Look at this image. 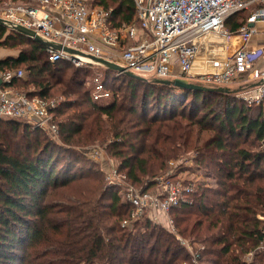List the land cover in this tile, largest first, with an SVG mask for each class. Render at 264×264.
Wrapping results in <instances>:
<instances>
[{
	"label": "trees",
	"instance_id": "16d2710c",
	"mask_svg": "<svg viewBox=\"0 0 264 264\" xmlns=\"http://www.w3.org/2000/svg\"><path fill=\"white\" fill-rule=\"evenodd\" d=\"M94 5L113 10L114 27L137 22L134 0H94ZM248 14H233L227 21L230 29H238ZM2 47L20 53L0 59V76L26 70V76L2 86H26L46 99L64 96L54 109L64 142L105 143L132 182L155 176L168 160L195 149L196 161L217 171V184H195L191 202L172 209L175 225L182 235L205 245L200 264H244L242 254L264 238V221L258 218L264 211L263 104L251 110L233 91L116 76L111 68L103 77L111 95L102 102L92 94L91 68L68 72V61H51L45 43L6 23H0ZM3 125L22 127L26 141L14 149L4 143L6 136L0 141V264H180L179 259L189 258L162 217L155 219L147 211L122 226L133 204L116 185L91 176L94 167L81 163V152L69 150L67 158L40 127L26 120L2 119ZM204 131L211 134L198 144ZM76 179H84L78 183L79 198L57 210L49 197ZM146 185L148 190L156 182L149 179ZM251 264H264V251H257Z\"/></svg>",
	"mask_w": 264,
	"mask_h": 264
},
{
	"label": "built area",
	"instance_id": "2783aa9c",
	"mask_svg": "<svg viewBox=\"0 0 264 264\" xmlns=\"http://www.w3.org/2000/svg\"><path fill=\"white\" fill-rule=\"evenodd\" d=\"M134 2L137 22L119 27L113 26L112 9H91L83 0H37L36 3L9 0L0 16L11 27H28L57 44L46 45L51 61L68 60L77 66L101 64L90 57L91 54L121 64L125 69L118 71L119 74L133 71L155 78L179 76L217 85L241 77L248 80L254 70L252 79L263 81L253 85L245 98L249 106L263 104L264 115V69L255 68L256 62L264 57V44L254 48L247 46L261 31L259 23L264 24V0ZM240 11H249L246 21L236 30L228 29V19ZM210 34H217L219 39L206 38ZM221 42L223 44L218 46ZM67 46L81 53L70 52L65 48ZM107 54L118 58L111 59ZM197 62H200L199 71L195 70ZM214 64L221 66L220 70H201ZM23 75L24 71L19 69L6 71L0 77L7 83ZM92 94L99 101L111 95L100 74L93 78ZM57 106L39 94L18 91L8 85L0 88V120H26L47 134L58 136L59 124L53 115ZM194 190V183L179 181L163 182L154 192L128 189L125 197L133 208L131 217L125 218L122 226L131 225L149 211L155 219L165 216L166 224L175 231L171 211L191 202L190 195ZM258 218L264 221V211L258 213ZM193 245V262L198 264L200 252L205 247L196 241ZM257 251H264V238L255 249L246 253L244 264H251Z\"/></svg>",
	"mask_w": 264,
	"mask_h": 264
},
{
	"label": "rangeland",
	"instance_id": "374dc122",
	"mask_svg": "<svg viewBox=\"0 0 264 264\" xmlns=\"http://www.w3.org/2000/svg\"><path fill=\"white\" fill-rule=\"evenodd\" d=\"M18 1L20 3H28V2H32V3H36L37 0H15ZM86 5H88V7H90L91 9H98L101 8V6L98 5H94V0H83ZM6 2H9V0H0V12L2 10V8L5 6ZM246 14H242L240 16V19L245 18ZM228 29H230V27L226 26ZM206 38H211L213 40V38H218L217 34H210L208 37ZM256 39V38H255ZM253 39L252 41H250L251 43H257V44H264V39L261 40H255ZM223 43L221 42V44H219L218 46L222 45ZM215 46V45H214ZM250 47H252L251 44H249ZM217 47V46H216ZM256 47V46H255ZM210 48V47H209ZM6 49L8 50H19L18 48H11V47H6ZM108 57H113V58H118V56L114 55V56H110L107 54ZM112 59V58H111ZM68 61V60H66ZM69 65H70V69H68V72H72V70H74L77 67H88L91 68L93 71L91 73H93V76L95 77L96 75H101L102 78L107 75L108 72V66H106L105 64H92L91 66L89 65H84V66H77L75 65L73 62L68 61ZM200 62H197V66L199 65ZM195 66V67H197ZM199 67V66H198ZM23 68V67H22ZM24 69V68H23ZM70 72V73H71ZM254 72V70L251 71V74ZM111 75H116V76H121L122 74L118 73V70H113L110 72ZM24 75L26 76V70L24 71ZM149 77H151L149 75ZM91 78V77H88ZM196 80V79H193ZM255 81V80H253ZM251 82L250 80L245 79L244 77L241 78H237L235 79L233 82L228 83V84H219L217 85L218 87H227L229 88L231 91H233L236 96H238L241 100H243L244 102L247 103L245 96L250 94L251 92H249L251 90L250 85L254 82ZM92 84H93V78L91 79ZM196 82V81H195ZM250 84V85H249ZM28 87L26 86H20V88L18 87L17 90L18 91H27ZM31 89V88H30ZM122 93V91L120 90V94ZM64 96L60 95V94H55L54 96H51L48 99L49 102L52 103H56L57 105L61 104L62 101L64 100ZM106 100H102V102H105ZM253 107H251V110L254 109L255 105H252ZM54 110V109H53ZM54 115V120H55V113H53ZM56 121V120H55ZM57 122V121H56ZM23 128L20 127L18 129H11L10 127H1L0 128V141H4V136H6L7 141H4V143L6 142L7 144L9 143L10 147L12 149L17 148L19 145L24 144L26 139L24 138L25 136L23 135ZM45 132V131H44ZM46 133V132H45ZM47 134V133H46ZM211 134V132L209 131H204L203 133H201L199 140L196 141L195 140V135L194 134V138L192 139L193 142L196 141L198 144L201 143L203 140H205L207 137H209V135ZM49 139H52L54 142V145L56 148V150L62 151L64 154L67 155V158L71 155V152H68L69 150L74 151L77 150L79 152H81L83 154V156L85 158H83L84 161H82L81 163L84 164L87 167H94V170L92 172L93 177H98L103 179L104 181H106V183L108 185H116L117 190L119 191L120 194H123V198H125V200H128L125 197V192L128 189H133L134 191H147L145 188L148 187V185L145 186V184H147V182L149 181V179H153L156 182L155 186H151L150 189H148V192H154L156 189H159L161 184H163V182H183V183H189L192 182L194 184H198V185H207V186H211V187H215L217 184V180L218 177H216L217 171H215L214 167H207L205 165H202L200 163H198L195 159V156L197 154V152L195 151V149H193L192 147L188 148L186 151H183L177 158H173L170 159L166 162L165 166L159 170L157 172V174L155 176H143V180L140 183H134L129 179V176L126 172V169H121L119 167V163L120 160L111 156L110 153L108 152V148L106 146L105 143H102L101 141H96L95 143H82V144H72V143H66L64 142L62 136L59 135L58 136H53L50 134H47ZM195 142V143H196ZM251 142V139H250ZM196 143V144H197ZM247 147H251L247 144ZM255 148H262L260 145H258ZM218 176V175H217ZM84 179H76L74 182L76 184L74 185H68L66 187H60L56 190L53 191V193L51 194V196L49 197L50 201H53L55 204L58 205V209L57 210H62V208H68V206H71V204L76 201L81 193V185H79L78 183H82L81 181ZM145 187H144V186ZM73 206V205H72ZM149 213V211H148ZM154 214V213H152ZM172 214V211H171ZM162 215V214H161ZM57 216H59V218L61 219L63 217V214H58ZM142 217V216H141ZM163 217V216H161ZM164 221L167 222V219L165 218V216L163 217ZM176 230H172L173 232L172 234L177 238L179 244H181L182 246H184L188 252V256L189 258H187V260L185 258L183 259H179V263L180 264H194L193 259H194V255L193 252L195 250V246L193 245V240H190L189 238H187L186 236L182 235L177 226ZM171 228V227H170ZM185 241V242H183ZM205 247V245H204ZM246 257V254H242V260L244 262V259ZM200 258V257H199ZM200 264V259H198Z\"/></svg>",
	"mask_w": 264,
	"mask_h": 264
},
{
	"label": "water",
	"instance_id": "95a60500",
	"mask_svg": "<svg viewBox=\"0 0 264 264\" xmlns=\"http://www.w3.org/2000/svg\"><path fill=\"white\" fill-rule=\"evenodd\" d=\"M0 23H5L4 19L0 16ZM17 30L37 39L38 41L40 42H43L45 43L46 45H57L55 43H52L50 41H47L45 40L41 35H39L35 30L33 29H30L28 27H25V26H22V25H17L15 27ZM68 51L70 52H75V53H81V51L75 49V48H72V47H65ZM84 53V52H83ZM90 57H92L95 61L101 63V64H105L106 66H108V68H111V69H114V70H118V71H122L124 70L125 68L115 62V61H112V60H109L107 58H104V57H101V56H94V55H91L89 54ZM126 74H129V75H132V76H135V77H139V78H144L146 79V76H142L140 74H137L133 71H126L125 72ZM156 82H162V83H165V84H174L175 86H179V87H182V88H207V89H218V90H224V91H231L229 88L227 87H209V86H206V85H203V84H200V83H197L195 82L194 80H190V79H187V78H184V77H174V78H156L155 79ZM263 80L261 81H258V82H254V85L255 84H260ZM4 83V80L0 77V84H3Z\"/></svg>",
	"mask_w": 264,
	"mask_h": 264
},
{
	"label": "crops",
	"instance_id": "0c3cea01",
	"mask_svg": "<svg viewBox=\"0 0 264 264\" xmlns=\"http://www.w3.org/2000/svg\"><path fill=\"white\" fill-rule=\"evenodd\" d=\"M259 25H260V27H261V31L260 32H258V33H256L254 36H253V38L250 40V41H252L253 39H255V40H261V39H264V24L263 23H259ZM253 42V41H252ZM249 44H251L252 45V47H250L249 46ZM260 45H262V44H257L256 42L255 43H251V42H249L248 43V47H250V48H254L255 46L257 47V46H260ZM19 53H20V50H8V49H6V47H2V48H0V59L1 58H5V57H7V56H18L19 55ZM201 58V57H200ZM205 68H207L208 70H219L220 68H221V66H219V65H217V64H214V65H210V66H206ZM257 70L259 69V70H262V69H264V57L263 58H261L260 60H258V62H256V67H255ZM195 70L196 71H199V67L197 66V67H195ZM253 73L252 74H250V79H248V80H250L251 82L254 80V79H252L253 78ZM257 79V78H256ZM253 82H255V81H253ZM2 87H4V86H2V84H0V88H2ZM16 89V88H15Z\"/></svg>",
	"mask_w": 264,
	"mask_h": 264
},
{
	"label": "bare ground",
	"instance_id": "6f19581e",
	"mask_svg": "<svg viewBox=\"0 0 264 264\" xmlns=\"http://www.w3.org/2000/svg\"><path fill=\"white\" fill-rule=\"evenodd\" d=\"M201 70H203V71H204V70H208V69H207V68H203V67H202V69H201ZM219 70H220V69H219Z\"/></svg>",
	"mask_w": 264,
	"mask_h": 264
}]
</instances>
